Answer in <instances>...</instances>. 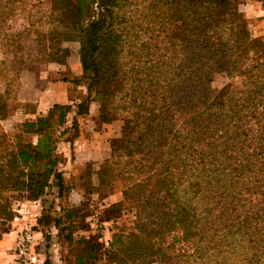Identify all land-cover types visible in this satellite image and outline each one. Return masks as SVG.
Listing matches in <instances>:
<instances>
[{"label": "trees", "instance_id": "1", "mask_svg": "<svg viewBox=\"0 0 264 264\" xmlns=\"http://www.w3.org/2000/svg\"><path fill=\"white\" fill-rule=\"evenodd\" d=\"M23 1L0 0L2 49L25 57L17 73L34 56L63 63L66 50L27 54L20 36L6 32L7 17ZM244 1L264 6V0H220L221 8L218 0H52L46 24L59 34L51 39L79 45L86 96L22 123L35 145L0 132V226L12 217L4 193L37 201L52 186L58 198L70 191L57 169V145L73 144L77 118L95 102L98 123H123L96 174L108 185V172L124 160L132 165L122 194L135 223L133 232L113 234L102 253L94 237L83 240L88 259L106 252L105 264H264V36L250 38L238 10ZM218 73L240 78L241 87L211 90ZM10 113L0 103V119ZM78 212L66 210L54 227L68 230ZM122 212L111 205L104 219ZM167 235L172 243L160 246ZM177 241L188 251L176 254Z\"/></svg>", "mask_w": 264, "mask_h": 264}, {"label": "rangeland", "instance_id": "2", "mask_svg": "<svg viewBox=\"0 0 264 264\" xmlns=\"http://www.w3.org/2000/svg\"><path fill=\"white\" fill-rule=\"evenodd\" d=\"M51 1L24 0L23 5H18L7 17L8 28L5 30L9 34L20 36L19 46H23L24 53L27 54L35 55L39 52L47 54L56 52L58 49L66 50L67 53L61 54L63 63L47 61L46 56H34V60L37 61L27 63L28 69L21 70L18 74L17 60H24L25 57L21 58L19 54L17 56L12 54L11 47L3 50L0 39V103L5 102L11 111L10 115L0 121L11 117L18 111L21 104L23 106V96H26V100L30 98L32 101L36 97L47 95L52 100L56 94L58 102L47 105H71L72 107L77 100H82L86 96V83L78 56L79 45L63 38L58 39L57 42L53 41L59 31H50L53 26L46 24L52 8ZM138 1L134 0V2ZM217 3L221 8L220 0ZM244 4H247V1L240 4L238 10L245 18L250 38H262L264 30L259 27V19L256 17L248 19L241 11V6ZM129 61L130 58H125L121 64L128 66ZM229 84L234 88H240L242 85L240 78H229L224 73H218L213 76L209 87L211 90L218 91ZM32 105L33 103H28L25 106L30 109ZM72 116L73 112L67 116L68 122ZM97 116L98 104L91 102L87 115L77 118L78 136L73 144L60 142L57 145L56 153L61 158L57 169L63 173L65 185L70 188V191L63 194L62 198L57 197V189L53 186L37 201H30L25 195L19 197L10 193L3 194V198L9 203L8 208L11 209L12 217L3 227L0 226V231L2 228L9 231L12 222L19 220L21 228L17 237L24 232L31 235V243L24 255L28 264H45V262L48 264H105L106 252L96 260H90L84 255L83 240L87 241L89 237H94L102 253L104 250H109L113 234L126 235L134 231L135 217L133 211L128 210L129 201H124L122 194L124 188L131 184L132 176L128 173L132 171V165L126 164L124 160L125 162L113 169L111 173L106 172L107 175L103 179L108 182V185H101L99 181L101 176L96 174L105 169L102 164L110 158L111 142L119 138L123 123L120 120L98 123ZM1 131L4 132V129L0 126ZM20 132L18 126L14 127L10 134H5L13 142L19 140L23 143L36 144L35 135ZM23 200L28 201L29 205L22 206ZM2 202L5 203L4 200L0 203ZM115 204H119L122 208L121 216L105 221L104 211ZM70 209L79 210V217L74 219L72 225L75 228L60 231L59 228L54 227L53 219L62 216L63 212ZM67 234L71 236L70 240L66 237ZM174 235L178 238L180 233L176 232ZM173 239L172 235L165 236L160 246L166 247L172 243ZM173 248L176 254L188 251L180 241L175 242ZM13 254L17 264L16 244ZM79 255L85 257L81 262L77 260Z\"/></svg>", "mask_w": 264, "mask_h": 264}, {"label": "crops", "instance_id": "3", "mask_svg": "<svg viewBox=\"0 0 264 264\" xmlns=\"http://www.w3.org/2000/svg\"><path fill=\"white\" fill-rule=\"evenodd\" d=\"M241 11L245 13V16L248 19H252L254 17L258 18L259 27L264 30V6L262 2L249 1L247 4L241 6ZM23 97V106L21 104V107L18 109V111H16L11 117L0 121V126L4 129L5 133L10 134L11 131L14 130V127L16 128L20 126V124L27 121H33L39 111H44L47 107L52 105H47L48 103L58 102L56 94L54 95V100H51V97L47 95L40 96V98L36 97L32 101L30 98L26 100V96ZM28 103H33L30 109L25 106ZM21 203L22 206L29 205L28 201L26 200L21 201ZM18 221H13L8 233L3 234L0 238V264H15L13 248L15 245V239L21 228V224Z\"/></svg>", "mask_w": 264, "mask_h": 264}, {"label": "built area", "instance_id": "4", "mask_svg": "<svg viewBox=\"0 0 264 264\" xmlns=\"http://www.w3.org/2000/svg\"><path fill=\"white\" fill-rule=\"evenodd\" d=\"M31 243V235L27 232L19 235L16 239V255L17 264H28L24 255L26 254L29 244Z\"/></svg>", "mask_w": 264, "mask_h": 264}]
</instances>
